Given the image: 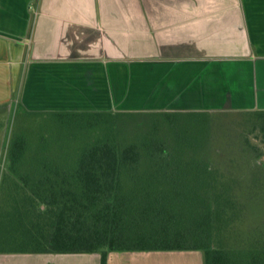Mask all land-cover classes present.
Instances as JSON below:
<instances>
[{"label": "trees", "instance_id": "16d2710c", "mask_svg": "<svg viewBox=\"0 0 264 264\" xmlns=\"http://www.w3.org/2000/svg\"><path fill=\"white\" fill-rule=\"evenodd\" d=\"M17 113L47 122L35 141L25 131L10 138L0 253L98 252L106 264L111 251L199 250L203 264H264V219L248 223L243 201L256 173L247 180L233 159L205 155L213 115L224 112L19 104ZM235 113L264 144V110ZM243 141L264 169V151Z\"/></svg>", "mask_w": 264, "mask_h": 264}, {"label": "crops", "instance_id": "0c3cea01", "mask_svg": "<svg viewBox=\"0 0 264 264\" xmlns=\"http://www.w3.org/2000/svg\"><path fill=\"white\" fill-rule=\"evenodd\" d=\"M19 104L264 110V0H0V175ZM0 264H100V254L0 253ZM106 264H203V256L111 251Z\"/></svg>", "mask_w": 264, "mask_h": 264}, {"label": "rangeland", "instance_id": "374dc122", "mask_svg": "<svg viewBox=\"0 0 264 264\" xmlns=\"http://www.w3.org/2000/svg\"><path fill=\"white\" fill-rule=\"evenodd\" d=\"M139 119L143 120V117H138ZM45 122L47 121L41 116L14 114L9 136L11 138L14 132L25 131L35 141L40 126ZM249 129V126H244L239 122V115L235 112L213 115L210 126V140L205 149L207 158L221 166L229 159H233L237 169L245 175L247 180L252 173H256L259 180H257L258 183L254 189L250 188V190L252 189V195L245 194L243 197L247 208L246 219L248 223L254 222V219H264V169L254 165L255 157L250 150L245 148L243 139L244 136H247L249 142L261 151H264V144L256 137L254 131L250 133ZM260 160L264 161V153Z\"/></svg>", "mask_w": 264, "mask_h": 264}]
</instances>
